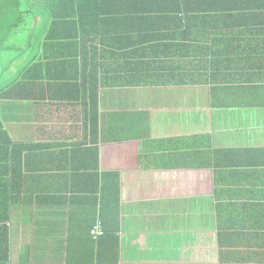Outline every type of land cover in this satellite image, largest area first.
<instances>
[{
	"label": "crops",
	"instance_id": "crops-1",
	"mask_svg": "<svg viewBox=\"0 0 264 264\" xmlns=\"http://www.w3.org/2000/svg\"><path fill=\"white\" fill-rule=\"evenodd\" d=\"M156 4L0 20V264H264V32Z\"/></svg>",
	"mask_w": 264,
	"mask_h": 264
},
{
	"label": "trees",
	"instance_id": "trees-1",
	"mask_svg": "<svg viewBox=\"0 0 264 264\" xmlns=\"http://www.w3.org/2000/svg\"><path fill=\"white\" fill-rule=\"evenodd\" d=\"M60 1L62 0H0V20H3V18L11 17L9 19L10 27L13 23L11 21L12 17L18 19L20 17H23L22 15L28 14L30 10L36 9L38 12H42V10L46 8L48 10L47 12H49V14L53 18V24H55L59 18L58 14L60 12L58 11L57 5H59ZM148 1L153 4L159 3L161 5H164V8H162V11L160 12L161 14H168L169 12H173L175 16L186 17H194L199 14H203L204 16H222V18L226 19L227 21L225 23V26L229 27V29L232 31L240 29V32H264V0ZM41 5L42 7H39ZM2 218L3 217H0V220H2ZM5 218L6 217H4V219ZM95 225H99L102 234H98L96 236H93L91 234V230ZM93 227L90 230V234L93 239L98 240L100 237L104 236L105 230L104 228H102V221L98 220L94 223ZM260 254L264 255V251H261ZM104 259H106L107 261H105L103 264H116L115 252L114 254H112L108 249L105 253Z\"/></svg>",
	"mask_w": 264,
	"mask_h": 264
},
{
	"label": "rangeland",
	"instance_id": "rangeland-1",
	"mask_svg": "<svg viewBox=\"0 0 264 264\" xmlns=\"http://www.w3.org/2000/svg\"><path fill=\"white\" fill-rule=\"evenodd\" d=\"M1 28L3 33H7L10 31L9 28V20L7 18H3L2 23H1Z\"/></svg>",
	"mask_w": 264,
	"mask_h": 264
},
{
	"label": "built area",
	"instance_id": "built-area-1",
	"mask_svg": "<svg viewBox=\"0 0 264 264\" xmlns=\"http://www.w3.org/2000/svg\"><path fill=\"white\" fill-rule=\"evenodd\" d=\"M91 234H92L93 236H96V235H98V234H102V231H101L99 225H95V226L92 228V230H91Z\"/></svg>",
	"mask_w": 264,
	"mask_h": 264
}]
</instances>
